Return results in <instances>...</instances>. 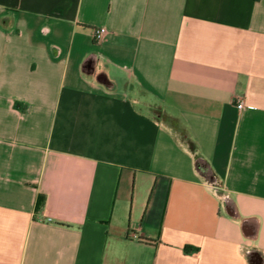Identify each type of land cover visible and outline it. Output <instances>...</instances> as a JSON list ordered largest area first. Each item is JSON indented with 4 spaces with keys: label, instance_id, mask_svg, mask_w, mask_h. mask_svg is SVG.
Masks as SVG:
<instances>
[{
    "label": "crops",
    "instance_id": "obj_1",
    "mask_svg": "<svg viewBox=\"0 0 264 264\" xmlns=\"http://www.w3.org/2000/svg\"><path fill=\"white\" fill-rule=\"evenodd\" d=\"M0 264H264V0H0Z\"/></svg>",
    "mask_w": 264,
    "mask_h": 264
},
{
    "label": "built area",
    "instance_id": "obj_2",
    "mask_svg": "<svg viewBox=\"0 0 264 264\" xmlns=\"http://www.w3.org/2000/svg\"><path fill=\"white\" fill-rule=\"evenodd\" d=\"M106 31H107V29L105 27H97V28H95V30H94V38H95V40L96 41H100L104 37ZM243 105H244L243 100H240V102L238 103V106L240 108H242Z\"/></svg>",
    "mask_w": 264,
    "mask_h": 264
}]
</instances>
